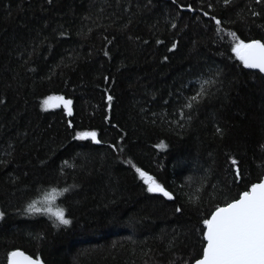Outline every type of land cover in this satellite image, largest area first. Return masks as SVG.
<instances>
[{"label":"trees","instance_id":"16d2710c","mask_svg":"<svg viewBox=\"0 0 264 264\" xmlns=\"http://www.w3.org/2000/svg\"><path fill=\"white\" fill-rule=\"evenodd\" d=\"M209 3L224 21L220 29L187 11L189 4L208 10ZM251 11L262 15L251 17ZM237 38L264 43V5L0 0V264H8L14 250L42 264H192L201 219L264 171V80L235 59ZM173 41L178 47L169 52ZM25 46L35 53L22 66ZM217 70L222 84L211 75ZM197 77L198 88L185 94L219 87L229 98L224 91L205 98L194 119L184 121L178 90ZM105 91L113 96L110 109ZM53 96L72 100L71 116L50 109L54 102L41 107ZM217 126L225 129L222 138ZM77 131H96L101 143L77 141ZM229 155L240 158L244 182L232 183ZM133 164L174 200L148 193ZM73 184L78 187L70 193L60 191ZM32 201L41 212L24 214ZM46 208H61L69 225L54 227Z\"/></svg>","mask_w":264,"mask_h":264},{"label":"snow or ice","instance_id":"6c2138e0","mask_svg":"<svg viewBox=\"0 0 264 264\" xmlns=\"http://www.w3.org/2000/svg\"><path fill=\"white\" fill-rule=\"evenodd\" d=\"M116 4H120V0H115ZM231 0H223L224 5H229ZM47 3L51 5L53 0H47ZM172 3L175 4L176 0H172ZM255 4L264 5V0H255ZM111 6V4H109ZM214 5L209 3L207 5L208 10L203 8L194 9L191 4L187 5L188 12H197V19L200 17H208L210 21H213L217 27L220 29L224 21L218 18L216 15L212 14V9ZM251 17L261 16L262 13L257 11H251L249 13ZM247 19V17H245ZM171 28H177L176 22H171ZM126 28L127 25H124ZM68 33L66 30H61L60 35L66 36ZM233 37L236 36L235 32L230 33ZM107 39V38H106ZM129 39L133 37L129 36ZM136 39H139L138 37ZM147 43V41H144ZM157 44L162 43L161 40H156ZM178 43L176 41L171 42L168 51L172 52L177 49ZM19 51V49H17ZM231 52L234 53L235 59L238 60L244 69L258 70L259 79L264 80V43L260 39H252L250 42H245L242 39L237 38L235 43L231 47ZM35 53V48L31 52L27 50L25 46L24 56H27V59H22V66H26L30 63L32 56ZM105 56L109 55V52H104ZM165 60L168 59L167 56L164 57ZM28 71L33 69L28 68ZM211 75L216 78V84H222L223 81L219 79L222 75L220 70H217ZM199 77L193 80H189L186 83L181 84V88L178 90L179 95L177 96V101H181V107L179 116L181 120L192 121L195 116V112L198 111V107L202 101L207 98L211 100L219 96L221 91H224L223 99L227 100L228 94L227 91L217 87L215 91H210L199 87V90H194L191 95L184 93V89H197L199 84ZM105 81L109 80V77H104ZM204 83H211L210 80H205ZM106 97V102L111 108L113 101V96L108 94L107 91L104 93ZM170 95H172L170 93ZM50 99V98H49ZM182 100H187L186 103H183ZM195 102V104H194ZM73 102L72 100H66L64 102V112L66 115L71 116L72 110L69 107ZM165 104L168 103L167 100L164 101ZM4 98L0 97V105H4ZM42 108L47 107V100H45L42 105ZM184 109L189 111L186 113ZM109 118L105 116L107 121ZM68 128H72L73 125L69 121ZM183 127V124L180 125ZM215 134L221 138L226 134L223 127H215ZM74 139L77 141L90 139L94 144H100L101 140L97 138L96 131H77L75 133ZM123 139V137H121ZM21 144L23 140L19 141ZM110 148H113L115 151L116 148L114 145L109 144ZM160 145H156L159 147ZM264 148V144L261 145ZM14 149L9 146L8 154L11 155ZM229 164L228 174L232 178V183L238 184L245 181L246 177L244 170L242 168V162L239 157H234L229 155L227 157ZM5 163V161H0V164ZM43 163V161H41ZM123 163L132 164L131 160H125ZM264 163V161H262ZM135 172L139 177L144 181V184L147 185L148 193H159L160 196L166 198L168 201L174 200V193L170 190H167L166 187L161 186L157 183L151 176H147L145 171H142L140 167H136ZM64 168L61 166L60 172L63 173ZM191 179V178H190ZM201 183H204L208 180L207 174L202 176ZM151 181V183H150ZM250 185V186H249ZM78 187L77 184L70 185L66 188L61 189V192L70 193V189ZM53 192L56 189L52 190ZM46 199L50 198V194H46ZM36 201H32L23 208L22 212L24 214L29 213H39L41 212L40 208H37ZM43 211L51 213L55 217L53 226L57 227L59 225L67 226L69 225V219L65 218L64 211L61 208L53 210L52 208H46ZM175 213L179 214L183 211V205L176 206L174 208ZM5 216V212L0 211V219ZM200 223L202 227L198 228L197 231L200 233V250L194 257V264H264V171H261L258 174L257 181H249L245 185V190L238 192L236 196L227 200L223 206L217 205L214 210L210 211L205 215ZM22 255L18 251H13L8 254L9 264H14L13 257ZM26 264H34V262L27 256L24 257ZM35 264H39L37 260ZM184 264H188L187 261Z\"/></svg>","mask_w":264,"mask_h":264},{"label":"water","instance_id":"95a60500","mask_svg":"<svg viewBox=\"0 0 264 264\" xmlns=\"http://www.w3.org/2000/svg\"><path fill=\"white\" fill-rule=\"evenodd\" d=\"M250 70H252V69H250ZM253 71L258 72V70H253ZM14 251H18V252L22 253V255H20V256L13 257L14 264H26V261L24 260L25 256L29 257L34 262V264L38 260V259L28 255L27 253H24L23 251H20V250H14ZM38 261H39V264H42V262L40 260H38ZM8 264H9V257H8ZM192 264H194V262Z\"/></svg>","mask_w":264,"mask_h":264},{"label":"rangeland","instance_id":"374dc122","mask_svg":"<svg viewBox=\"0 0 264 264\" xmlns=\"http://www.w3.org/2000/svg\"><path fill=\"white\" fill-rule=\"evenodd\" d=\"M53 99L50 98V99L47 100V104L53 103V102L55 103L52 106H50V109L56 108V107H61L64 110V102L66 101V99H64L61 96H53ZM69 107H70V105H69Z\"/></svg>","mask_w":264,"mask_h":264}]
</instances>
